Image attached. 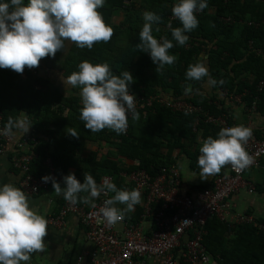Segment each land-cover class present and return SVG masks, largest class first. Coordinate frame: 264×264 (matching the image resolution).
Returning <instances> with one entry per match:
<instances>
[{
  "label": "trees",
  "instance_id": "trees-1",
  "mask_svg": "<svg viewBox=\"0 0 264 264\" xmlns=\"http://www.w3.org/2000/svg\"><path fill=\"white\" fill-rule=\"evenodd\" d=\"M123 2L105 0L104 7L98 9L105 23L114 29L109 42L95 43L89 50L66 40L64 48L67 47L68 52L65 57L63 48L54 58H43L42 63L50 69L63 71L66 77L78 72L79 65L84 61L94 66L107 63L115 75L125 71L132 74L129 91L135 96L147 100L160 97L161 91L170 89L174 97L171 101L194 104L201 107L202 113L185 114L154 102L151 108L137 111L139 119L129 120L127 134H117L107 128L93 133L84 127L85 122L80 118L82 107L79 100L64 97L40 77L37 68L35 72L26 71L25 75L0 68V114L4 127L15 131L21 112H27L35 131L48 139H39V144L35 146L36 158L31 164L33 174H46L47 160L50 159L57 181L63 182V177L69 175V169L80 163V171L75 174L80 183H84L85 174L92 175L97 185L102 176L110 175L120 190V185H126L123 173L144 170L149 180L153 181L163 169L173 165L172 153L176 149L188 157L191 169H199L201 153L197 138L201 136L202 141L208 137L218 139L219 132L224 128L207 123V116L221 117L225 110L214 105L216 97L210 100L188 98L189 91L186 89L198 90L210 79L216 81L214 85L211 83L213 91L244 94L248 90L249 93L244 96L247 107L254 102H258L259 107L264 105V86L261 90L259 88L260 82L264 81V0H206L208 7L195 13L199 24L185 33L189 39L183 46L172 36L173 29L183 27L180 20L177 18L171 26L168 25L171 8L180 0H133L127 9H124ZM27 3L28 0H24V4ZM211 8H215L214 15L208 14ZM120 11L125 12V19L120 25H114L113 16ZM145 12L161 17L158 24H153L152 35L161 43L164 38L170 40L174 46L168 54L178 57L172 65H165L158 73V65L153 62L150 53L137 47L141 42L139 36L145 23ZM226 18L231 20L224 21ZM249 22L252 25H248ZM254 23L259 24L258 28L254 27ZM157 28L159 31H156ZM236 29H240L238 36ZM202 47L209 56V75L200 80H190L186 73L190 65L201 63ZM258 51L262 52L261 55L257 54ZM243 74L253 75L255 82L249 85L247 79L240 80ZM77 87L81 89V86ZM68 128L77 130L79 138L68 134ZM88 140L106 142L112 151L103 158L98 159L97 154L92 153L87 160H81L83 145ZM163 147L167 149L166 155L162 153ZM126 164L128 168L124 169ZM256 190L264 193V185L258 184ZM84 196L87 193H79L78 199ZM160 205V202H154L152 211L155 212ZM258 221L264 224V220ZM203 228L206 232L204 245L217 264H264V231L258 227L250 224L235 226L214 218L208 220Z\"/></svg>",
  "mask_w": 264,
  "mask_h": 264
},
{
  "label": "clouds",
  "instance_id": "clouds-1",
  "mask_svg": "<svg viewBox=\"0 0 264 264\" xmlns=\"http://www.w3.org/2000/svg\"><path fill=\"white\" fill-rule=\"evenodd\" d=\"M104 4L105 0H28L26 5L24 0H0V68L22 74L26 67H39L43 58H54L64 48L66 40L89 50L95 43L109 42L114 29L105 23L98 11ZM207 7L206 0H180L173 6V15L183 25L172 30L179 45L188 41L185 33L197 28L199 21L195 13ZM143 18L145 23L137 47L150 53L158 65V73L165 65H172L177 60L176 56L168 54L174 45L166 38L161 43L152 35L153 24L161 21L160 16L145 12ZM79 69L67 76L64 83L71 87L81 86L83 107L80 118L85 122L84 127L93 133L106 128L117 134L126 132L129 113L132 119H139L134 103L136 98L129 92L132 74L125 71L118 76L107 63L94 66L88 61L82 62ZM208 75L209 70L203 63L190 65L186 73L190 80H200ZM210 83L214 85L216 81ZM67 133L79 138L74 128H68ZM251 135L252 130L241 125L222 129L218 139L208 137L199 149L201 177L218 174L229 164L241 170L248 167L253 161L244 145ZM42 181L51 182L54 192L57 195L62 193L72 204L78 202V194L82 192L89 195L79 199L92 207H95L92 198L99 197L101 192L115 193L100 209L109 225L122 221L125 212L133 211L141 203L139 190H119L107 179L97 185L92 175L85 174L84 183H80L74 173L66 175L63 177L66 187L63 188L52 176L42 177ZM117 203L126 205V208L118 209L114 206ZM47 234L48 221L30 208L25 192L11 184L0 187V264L28 262L31 254L44 250Z\"/></svg>",
  "mask_w": 264,
  "mask_h": 264
},
{
  "label": "built area",
  "instance_id": "built-area-1",
  "mask_svg": "<svg viewBox=\"0 0 264 264\" xmlns=\"http://www.w3.org/2000/svg\"><path fill=\"white\" fill-rule=\"evenodd\" d=\"M132 2L133 0H124V9L129 8ZM172 8L169 26L177 19L173 15ZM263 86L264 81H261L260 90ZM130 94L136 98L134 101L136 112L151 108L154 102H158L185 114L202 113L201 107L185 101H168L159 97L144 100L132 92ZM131 119L129 113V120ZM129 120L124 135L128 132ZM207 123L220 125L223 128L236 127V125L229 124L224 117L207 116ZM12 141V133L4 127L3 117L0 114V153ZM36 142L37 139L34 137L22 139L17 143L19 153L12 158V166L22 176L20 186L29 195H38L49 190L52 183H44L42 177L52 176L57 180L50 159L46 164L49 170L47 174L37 176L32 173L31 164L35 158V152L32 149L29 151H25V149L28 145L33 146ZM244 147L253 162L242 170L229 164L228 172L217 175L212 186L201 190L197 199L181 195L178 192L175 185L178 179V169L175 165L163 169L153 181L149 180L144 170L130 174L129 176L135 182L137 189L146 192L144 218H151L153 222L154 228L151 233H147L144 221L134 223L125 216L115 225H109L100 212V209L105 206V201L111 197L110 191L107 190L101 192L93 202L95 207L92 205L85 207L66 201L58 217L52 219V223L63 225L65 217L75 214L87 227L86 237L92 248L81 253L74 264H147L146 260L151 257L162 259L164 264H176L172 252L180 244L183 236L191 230L194 232L186 244L184 254L187 261L217 264L203 242L206 234L203 226L208 220L216 218L221 222L235 226L250 224L264 231V224L258 223V220L252 215L235 213L232 216L233 213L228 204L231 197L242 188H249L250 193L254 192V187L244 179V175L247 169L257 166L260 159L264 157V137L257 138L252 131V135ZM105 179L114 183L113 176L104 175L101 177L99 185H102ZM154 202L161 204L155 212L152 211Z\"/></svg>",
  "mask_w": 264,
  "mask_h": 264
},
{
  "label": "crops",
  "instance_id": "crops-1",
  "mask_svg": "<svg viewBox=\"0 0 264 264\" xmlns=\"http://www.w3.org/2000/svg\"><path fill=\"white\" fill-rule=\"evenodd\" d=\"M215 12V8H211L208 14L214 15ZM125 16L126 14L124 11L118 12L113 16V24L120 25L121 23H123ZM230 20V18L224 19V21L227 22H229ZM248 25H252V23L249 22ZM258 26L259 24L254 23L255 28H258ZM236 34L237 36L240 34V29H236ZM202 50L203 51L199 56V61L203 63L208 68V70H210V65L208 62L209 56L205 52V47H202ZM67 52L68 48L66 47L62 52L64 57L67 55ZM261 53V51L257 52V54L259 55H261ZM36 68L38 69L40 77L47 80L50 84L57 88L64 97H74L78 99L79 105L83 107L81 89H78L77 86H67L64 83L67 77L65 76L63 71L50 69L48 66L42 63V60L40 61L39 67ZM26 71L35 72V68L28 69L26 67L22 75H25ZM241 77L242 79L240 80L246 81L247 79L250 83L249 85H252L256 80V78L251 74H243ZM248 93V90L244 94H237L236 92L230 93L228 90L213 91L210 79H208L202 84L201 87H199L198 90L191 89L188 93V98H202L205 100H210L211 98L216 97L214 105H217L219 108H223V110H225V114L221 117L226 118L227 121L232 123V125H242L244 127H249L254 133L256 132L255 134L264 137V105L262 107H259L258 102H254L250 107H247V104L244 101V96ZM159 95H161L159 98L168 101L174 100L173 91L170 89L161 91V94ZM25 129H27L28 131H25ZM50 129L53 128L50 127ZM11 133L13 141L7 144L6 149L2 153H0V187H3V185L5 184H11L22 190L20 186L22 176L12 166L13 156L19 153V149H17V143L22 139H26L28 137L36 138L37 142L33 144V146L28 145L25 149V151H29L31 149H35L36 144H39V139H48L44 135L39 134L38 131H35V126L30 121L29 114L27 112H21L17 129ZM203 142L204 141H202L201 136H199L197 138V146L202 147ZM186 149L189 150V147H186ZM111 151L112 148L106 142H96L88 140L83 145L80 159L87 160L92 153L97 154L98 159L103 158ZM162 153L166 155V147L162 148ZM172 161L173 165H175L178 169V179L177 182H175L178 192L181 195L190 196L193 199H197L201 188L210 186L217 175L225 174L228 172V165H226L218 174L201 177V168L194 170L191 169L188 157L184 154V152H181L180 149H176L173 151ZM124 166V169L128 168L127 164ZM181 166L185 168V173H182V170L180 168ZM80 168L81 164L79 163L78 166L70 168L68 173L77 174L79 173ZM48 171L49 170L47 167V173ZM129 175L130 174L127 173L122 174L126 185H120V190H138L135 182ZM244 179L254 187V192L250 193L248 191L249 188H242L238 193L234 194L231 197V199L228 201V204L230 206L231 212L233 213L232 216H234L235 213L248 214L252 215L256 220L263 221L264 193H259L256 190V187L258 184L264 185V157L260 159L257 166L246 170ZM58 183L61 184L62 188L66 187L64 182ZM54 191L55 190L51 184L48 191L40 193L38 195H29L25 193L28 197L30 208L36 211L37 214L42 215L48 221V234L44 238V250L31 254L30 260L28 262H21V264H74L81 253L92 248V245L88 242L86 237L87 227L83 225L77 215L69 214L67 217H65L63 225H55L52 223V219L58 217L62 207L66 202L62 193L60 195H57ZM139 191L141 193V203L136 205L133 211L125 212L124 216L134 223L144 221V227L146 228L147 233H151L154 228L153 222L151 218H144V202L146 192L144 190ZM110 194V198L114 197L113 192H110ZM88 195L89 194L87 193V196ZM96 199L97 198H92V203ZM78 202L77 203L79 205L85 207H89L91 205L82 202L81 199H78ZM115 207H117L118 209H124L126 208V205L117 203ZM193 232L194 231L191 230L186 233L183 236L180 244L173 250L172 257L175 260L176 264H203L200 261L191 263L187 261L184 255L186 251V244L192 238ZM146 262L147 264H164L163 260L157 257L148 258Z\"/></svg>",
  "mask_w": 264,
  "mask_h": 264
},
{
  "label": "rangeland",
  "instance_id": "rangeland-1",
  "mask_svg": "<svg viewBox=\"0 0 264 264\" xmlns=\"http://www.w3.org/2000/svg\"><path fill=\"white\" fill-rule=\"evenodd\" d=\"M185 162V161H184ZM182 170V173H185V168L183 166L180 167Z\"/></svg>",
  "mask_w": 264,
  "mask_h": 264
}]
</instances>
